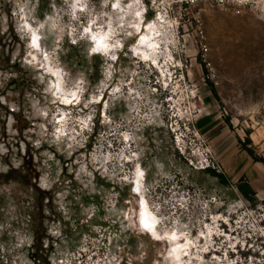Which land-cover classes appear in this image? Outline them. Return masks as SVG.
Returning a JSON list of instances; mask_svg holds the SVG:
<instances>
[{
	"label": "rangeland",
	"instance_id": "rangeland-1",
	"mask_svg": "<svg viewBox=\"0 0 264 264\" xmlns=\"http://www.w3.org/2000/svg\"><path fill=\"white\" fill-rule=\"evenodd\" d=\"M0 264H264V0H0Z\"/></svg>",
	"mask_w": 264,
	"mask_h": 264
},
{
	"label": "built area",
	"instance_id": "built-area-1",
	"mask_svg": "<svg viewBox=\"0 0 264 264\" xmlns=\"http://www.w3.org/2000/svg\"><path fill=\"white\" fill-rule=\"evenodd\" d=\"M181 5V9H191L199 6L201 3H211L220 8L228 7L231 3V0H178ZM235 3V2H233ZM196 27H197V35L201 39L200 40V61L204 65V67L211 73L213 71L212 63L209 59L210 51L207 44L204 42V24L201 19H196ZM210 77L214 79L216 76L211 75Z\"/></svg>",
	"mask_w": 264,
	"mask_h": 264
},
{
	"label": "trees",
	"instance_id": "trees-1",
	"mask_svg": "<svg viewBox=\"0 0 264 264\" xmlns=\"http://www.w3.org/2000/svg\"><path fill=\"white\" fill-rule=\"evenodd\" d=\"M249 153L251 154V151H249ZM242 182L243 183H241V185L239 186V191L248 200H252L251 199V195H253V191H252L251 187H249V184L248 183H246V182L244 183V181H242Z\"/></svg>",
	"mask_w": 264,
	"mask_h": 264
},
{
	"label": "bare ground",
	"instance_id": "bare-ground-1",
	"mask_svg": "<svg viewBox=\"0 0 264 264\" xmlns=\"http://www.w3.org/2000/svg\"><path fill=\"white\" fill-rule=\"evenodd\" d=\"M144 58L147 60V57H146V54H144ZM60 91H62L61 89H60ZM139 172V171H138ZM139 174V173H138ZM139 176V175H138ZM144 212H145V214H144V216H143V223H144V225L145 226H148L149 225V222H150V215H149V211H148V209L147 208H144Z\"/></svg>",
	"mask_w": 264,
	"mask_h": 264
},
{
	"label": "flooded vegetation",
	"instance_id": "flooded-vegetation-1",
	"mask_svg": "<svg viewBox=\"0 0 264 264\" xmlns=\"http://www.w3.org/2000/svg\"><path fill=\"white\" fill-rule=\"evenodd\" d=\"M143 211H144V208H143ZM144 216V215H143ZM143 216H142V222H143ZM143 225H144V223H143Z\"/></svg>",
	"mask_w": 264,
	"mask_h": 264
},
{
	"label": "snow or ice",
	"instance_id": "snow-or-ice-1",
	"mask_svg": "<svg viewBox=\"0 0 264 264\" xmlns=\"http://www.w3.org/2000/svg\"><path fill=\"white\" fill-rule=\"evenodd\" d=\"M95 50V49H94Z\"/></svg>",
	"mask_w": 264,
	"mask_h": 264
}]
</instances>
